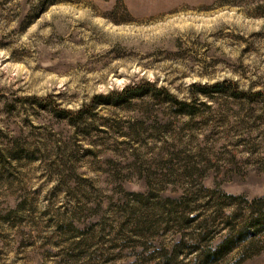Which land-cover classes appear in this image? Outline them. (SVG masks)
I'll use <instances>...</instances> for the list:
<instances>
[{
    "label": "rangeland",
    "instance_id": "1",
    "mask_svg": "<svg viewBox=\"0 0 264 264\" xmlns=\"http://www.w3.org/2000/svg\"><path fill=\"white\" fill-rule=\"evenodd\" d=\"M224 81L264 93V0H0V264H166L174 200L264 197Z\"/></svg>",
    "mask_w": 264,
    "mask_h": 264
},
{
    "label": "trees",
    "instance_id": "2",
    "mask_svg": "<svg viewBox=\"0 0 264 264\" xmlns=\"http://www.w3.org/2000/svg\"><path fill=\"white\" fill-rule=\"evenodd\" d=\"M196 88H200L203 94L229 93L237 98L264 101L261 91H240L234 82L194 85V94ZM164 91L171 96L166 89ZM135 92L139 94L138 89ZM112 96H96L87 108H93L99 100L108 102ZM87 108L77 112L68 110L63 114L75 120L83 116ZM202 191L211 195L209 199L174 200L185 232L172 249H166V264H242L264 252V197L251 200L224 195L226 199H220L216 190L202 185ZM234 251L238 257L232 256Z\"/></svg>",
    "mask_w": 264,
    "mask_h": 264
}]
</instances>
